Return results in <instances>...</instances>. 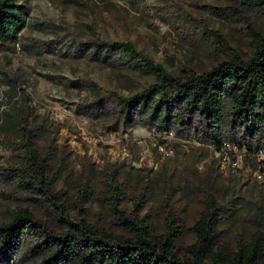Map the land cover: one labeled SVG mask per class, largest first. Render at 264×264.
I'll use <instances>...</instances> for the list:
<instances>
[{"label":"rangeland","instance_id":"374dc122","mask_svg":"<svg viewBox=\"0 0 264 264\" xmlns=\"http://www.w3.org/2000/svg\"><path fill=\"white\" fill-rule=\"evenodd\" d=\"M261 2L19 0L26 26L0 42V236L20 209L47 231L66 230L52 202L7 172L32 145L57 176L53 201L71 221L128 236L116 205L125 218L146 219L153 238L173 223L181 231L175 252L184 256L213 197L222 209L219 245L239 252L256 237L264 263V150L182 138L134 113L127 118L119 98L144 91L154 76L120 50L94 46L130 43L175 76L203 73L234 55L251 57L254 40L264 37ZM2 246L0 239V264L39 262L34 238L11 256Z\"/></svg>","mask_w":264,"mask_h":264},{"label":"trees","instance_id":"16d2710c","mask_svg":"<svg viewBox=\"0 0 264 264\" xmlns=\"http://www.w3.org/2000/svg\"><path fill=\"white\" fill-rule=\"evenodd\" d=\"M26 12L19 0H0L1 43L12 41L25 28ZM94 46L98 52L120 50L132 67L154 76V83L144 91L119 98L127 118L134 113L151 129L172 131L182 138L193 134L200 142L205 137L210 143H245L254 154L264 150V37L254 40L248 59L234 55L209 71H188L181 76L168 73L130 43ZM7 172L18 178L25 191L52 202L60 210L58 221L66 230L61 234L47 231L28 210L20 209L0 236L4 255L18 253L30 237L38 242L37 264H259L261 259L256 237L239 252L230 253L219 245L217 219L222 209L213 197L206 201L194 227L195 242L186 255L180 256L175 244L181 231L173 223L157 239L151 236L146 219L135 222L125 218L116 205L119 224L128 236L107 233L85 219L73 222L64 216L51 194L57 176H51L32 145L21 164Z\"/></svg>","mask_w":264,"mask_h":264},{"label":"built area","instance_id":"2783aa9c","mask_svg":"<svg viewBox=\"0 0 264 264\" xmlns=\"http://www.w3.org/2000/svg\"><path fill=\"white\" fill-rule=\"evenodd\" d=\"M16 45H17V48L20 49V44L19 43H16Z\"/></svg>","mask_w":264,"mask_h":264}]
</instances>
